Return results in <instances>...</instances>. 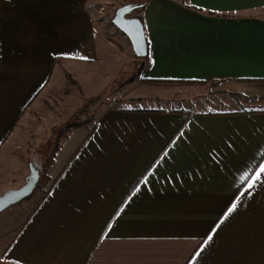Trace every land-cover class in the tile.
Returning <instances> with one entry per match:
<instances>
[{"label":"crops","instance_id":"obj_1","mask_svg":"<svg viewBox=\"0 0 264 264\" xmlns=\"http://www.w3.org/2000/svg\"><path fill=\"white\" fill-rule=\"evenodd\" d=\"M93 2L0 0V171L14 166L19 125L44 118L67 74L79 85L103 56L114 64ZM137 18L149 44L134 60L142 84L219 83L252 108L212 112L190 98L110 108L72 128L52 167L81 139L33 212L0 216V264H264V0H151Z\"/></svg>","mask_w":264,"mask_h":264},{"label":"rangeland","instance_id":"obj_2","mask_svg":"<svg viewBox=\"0 0 264 264\" xmlns=\"http://www.w3.org/2000/svg\"><path fill=\"white\" fill-rule=\"evenodd\" d=\"M131 2L139 4L137 0ZM124 3V0H94L91 6L99 17V28L102 34L110 41L116 42L115 53H117L113 56L114 64L108 65L109 62H112V59L103 56L97 68L92 69L87 74L81 72L79 85L73 76L67 74L65 83L59 84L58 90L50 92V94H55L56 96L55 98L52 96L50 102L48 101L49 99L46 101L44 118L42 119L43 114L41 111L34 112L35 117H31L28 120L25 119L27 123H24L25 120H23L21 123L22 127L19 125V131L18 129L17 131L18 134L21 133L22 139H20V146L12 150V157L17 158L13 159L14 166L11 171L7 167L0 171V196L25 184V181L22 184L19 183L18 171L21 168L17 166L16 162L19 165L21 163L24 165L25 175L27 176L30 172L29 165L33 160L43 166V173L36 190L30 197L0 213L2 214L0 216H6L11 213L10 220L6 224L18 223L28 218L29 214L45 197L48 190L47 183L52 173L57 175V171L63 166L66 157L81 139L79 135L72 137L71 142L56 160V166L52 167L56 150L69 137L73 130L71 124L74 123V118L79 115L81 110H87L81 120L83 122H87L86 119L90 120L88 126L93 127L99 117L110 108L188 107L190 98L201 109L212 112L225 109L222 108L224 107L222 104H228L230 108L233 106L234 109L242 111L252 108L253 101L251 99L253 97L246 93L223 91V87L219 83L189 86V84H169L164 82L157 87L142 84L140 79L143 71V69H140L142 66L141 62L138 59L134 61L137 57L129 49L128 38L126 39L124 34L112 23L116 10ZM141 14L142 10H139L134 14V17H138ZM91 77L96 78V84L91 81ZM108 81H112L111 86H108ZM76 90L79 100L75 95L70 97V94ZM73 97L76 98V101L70 102L69 99ZM138 98L140 99L138 100ZM97 100L101 103L99 106L97 104L91 108L88 106ZM105 102L107 103L105 104ZM30 108L29 112L35 110L33 107ZM29 112L26 115L27 117L30 114ZM8 239L7 237L0 238V258L2 256L1 245L8 243Z\"/></svg>","mask_w":264,"mask_h":264},{"label":"water","instance_id":"obj_3","mask_svg":"<svg viewBox=\"0 0 264 264\" xmlns=\"http://www.w3.org/2000/svg\"><path fill=\"white\" fill-rule=\"evenodd\" d=\"M140 8L141 5L133 2L119 7L115 12L112 23L129 39L135 56L138 58H146L148 56V43L145 27L139 18L134 17V14ZM29 168L30 172L22 187L9 190L0 196V213L30 197L36 190L43 173V166L33 160Z\"/></svg>","mask_w":264,"mask_h":264},{"label":"trees","instance_id":"obj_4","mask_svg":"<svg viewBox=\"0 0 264 264\" xmlns=\"http://www.w3.org/2000/svg\"><path fill=\"white\" fill-rule=\"evenodd\" d=\"M125 1V3H124V5L125 4H128V3H130L131 1H133V0H124ZM138 1V3L141 5V8L139 9V10H143L147 5H148V3L151 1V0H137ZM183 4H185V5H188V2H189V0H180ZM123 6V5H122ZM147 43H148V41H147ZM148 55H149V44H148ZM148 57V56H147ZM144 68V65L142 64V66L140 67V69H143ZM103 103V102H102ZM107 102H105V104H106ZM97 104V106H99L101 103H99V101L97 100L96 102H92L90 105H88L90 108L92 107V106H94V105H96ZM96 106V107H97ZM95 108V107H94ZM87 110L85 109V110H81L80 112H79V115L78 116H76L75 118H74V123H72L71 124V128H77V127H81V126H85V125H88V124H90V120H88V119H86L87 120V122H83L81 119H82V116H83V114L86 112ZM89 111V110H88ZM59 151V148L56 150V152H55V155L54 156H56V153Z\"/></svg>","mask_w":264,"mask_h":264},{"label":"snow or ice","instance_id":"obj_5","mask_svg":"<svg viewBox=\"0 0 264 264\" xmlns=\"http://www.w3.org/2000/svg\"><path fill=\"white\" fill-rule=\"evenodd\" d=\"M261 172H264V167L261 168ZM256 177H257V179H259V178H260V173H257V174H256ZM255 183H256L255 180H254L252 183H249L248 188L251 189V188L254 186ZM236 208H237V204L234 203V204L231 206V209H229V211L231 212V211L235 210ZM212 238H213V237H212L211 235H209V236L207 237V241H205V246H207V242H208V241H211ZM200 251H203V248H202ZM200 251H198V252L196 253V256H199V255H200Z\"/></svg>","mask_w":264,"mask_h":264}]
</instances>
